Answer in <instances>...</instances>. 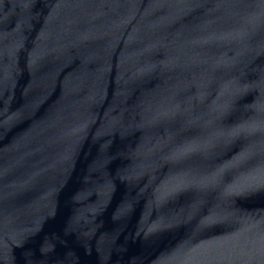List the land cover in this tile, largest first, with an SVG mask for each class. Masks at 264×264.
<instances>
[{"label":"water","instance_id":"obj_1","mask_svg":"<svg viewBox=\"0 0 264 264\" xmlns=\"http://www.w3.org/2000/svg\"><path fill=\"white\" fill-rule=\"evenodd\" d=\"M0 264H264V0H0Z\"/></svg>","mask_w":264,"mask_h":264}]
</instances>
